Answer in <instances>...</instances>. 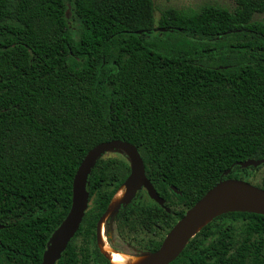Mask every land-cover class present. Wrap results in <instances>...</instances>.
<instances>
[{"label": "trees", "instance_id": "trees-1", "mask_svg": "<svg viewBox=\"0 0 264 264\" xmlns=\"http://www.w3.org/2000/svg\"><path fill=\"white\" fill-rule=\"evenodd\" d=\"M234 2L168 7L156 21L153 0H0V264H41L101 142L135 145L170 209L141 189L113 216L145 252L218 181L264 166L237 165L264 157V22L253 19L264 0ZM129 172L95 161L90 205L56 264H111L96 227ZM169 264H264V215L215 217Z\"/></svg>", "mask_w": 264, "mask_h": 264}, {"label": "water", "instance_id": "water-1", "mask_svg": "<svg viewBox=\"0 0 264 264\" xmlns=\"http://www.w3.org/2000/svg\"><path fill=\"white\" fill-rule=\"evenodd\" d=\"M160 30L164 29L160 28ZM110 150H117L126 155L130 172L121 185L124 186V194L121 200L109 210L110 201L97 223V244L99 242V225L102 219L105 216L109 217V215L113 218L119 208L128 205L141 189H144L148 197L164 208L166 212H170V209L164 206L165 199L157 193L147 178L144 162L137 147L120 139L101 142L86 153L75 172L72 181L70 209L50 236L42 255L41 264H56L69 241L77 232L89 206V195L86 188L88 175L95 161ZM263 163L264 157L260 159L249 158L237 162V165L247 168L250 166L258 167ZM229 171L230 169L227 170V172ZM171 189L175 193H180L174 186H171ZM229 212H249L264 215V188L239 178H226L218 181L175 222L163 238L159 248L153 252H146L138 264H169L179 256L189 240L202 227L215 217ZM2 227L3 225H0V228ZM103 255L105 256V254Z\"/></svg>", "mask_w": 264, "mask_h": 264}, {"label": "rangeland", "instance_id": "rangeland-1", "mask_svg": "<svg viewBox=\"0 0 264 264\" xmlns=\"http://www.w3.org/2000/svg\"><path fill=\"white\" fill-rule=\"evenodd\" d=\"M153 3L154 16L156 21L158 20L161 11L168 7H172L175 9H198L204 4H216L219 6L226 7L229 10H232L235 7L234 0H153ZM253 19L256 21L264 22V12L256 13L253 16ZM103 157H117L129 162L126 155L117 150L107 151L103 155ZM262 177H264V166H262L256 171H253V174H250L249 177H245L243 180L253 185H258ZM135 198L136 196L133 198V200H135ZM104 232L108 242L118 250L132 253L135 255H141L146 253L142 249V247H140L139 242H136L133 237L127 236V238H124L118 234V232L116 231L115 221L111 217V215H109V217L104 220Z\"/></svg>", "mask_w": 264, "mask_h": 264}, {"label": "bare ground", "instance_id": "bare-ground-1", "mask_svg": "<svg viewBox=\"0 0 264 264\" xmlns=\"http://www.w3.org/2000/svg\"><path fill=\"white\" fill-rule=\"evenodd\" d=\"M123 194H124V186H121L114 194L109 206V210H111L121 200ZM106 218L107 217L105 216L99 225L98 244L100 250L109 259L111 264H138L144 258V254L135 255L132 253L124 252L118 250L108 242L104 232V220Z\"/></svg>", "mask_w": 264, "mask_h": 264}, {"label": "flooded vegetation", "instance_id": "flooded-vegetation-1", "mask_svg": "<svg viewBox=\"0 0 264 264\" xmlns=\"http://www.w3.org/2000/svg\"><path fill=\"white\" fill-rule=\"evenodd\" d=\"M144 190V189H143Z\"/></svg>", "mask_w": 264, "mask_h": 264}]
</instances>
